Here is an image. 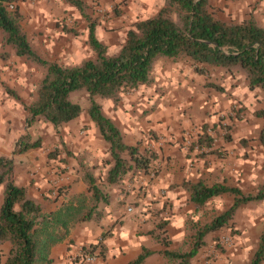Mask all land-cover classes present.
Segmentation results:
<instances>
[{"label": "crops", "instance_id": "crops-1", "mask_svg": "<svg viewBox=\"0 0 264 264\" xmlns=\"http://www.w3.org/2000/svg\"><path fill=\"white\" fill-rule=\"evenodd\" d=\"M120 1L99 0L106 6H96L95 16L99 17L98 7L108 11ZM17 5L23 14L22 26L27 36L30 33L36 35L35 45L30 43L32 48L48 60V55L57 53L60 41L53 15L45 9L31 11L22 1ZM161 5L162 0H124L121 4L124 11L112 16L116 24L108 30L99 18L101 24L96 23V34L107 45L108 53L111 49L117 52L133 24L141 18L153 16ZM90 10L87 9L89 15ZM73 12L77 22L82 21L79 28L85 39L76 40L80 44L77 49L74 47L71 52H62L77 61L90 58L92 51L86 42L88 31L84 25H88V21L79 12ZM28 20L32 23L30 29L25 25ZM11 52L9 45L0 42V157L13 159L17 184L43 193L54 180L55 173L50 167H45L46 159L40 156L41 148L22 154H14L13 150L16 141L31 125L26 101L20 97L18 89L33 86V91L28 94L35 97L33 77H39L40 73L43 77L45 71L36 64H27ZM24 67L31 74L24 71ZM212 70L200 74L187 59L160 58L152 67L150 83L124 95L122 104L114 107L106 103L103 111L120 130L125 127L126 134L122 132L124 142L128 136L130 143L126 144L152 146L156 156L148 173L132 170L118 182L104 185L108 200L101 205V219L82 221L70 228L65 239L51 247L48 264H72L71 257L89 244H98L102 254L86 264H128L144 249L151 253L140 264H180L177 258L166 257L164 251L188 250L193 242L195 226L229 208L234 201L233 194L223 193L197 206L184 186L186 182L237 187L244 194L255 193L264 184V147L258 139L264 127V96L259 88L249 87L243 73L237 72L239 75H236ZM237 76L244 77V82ZM227 80L230 82L226 83ZM160 81L163 83L159 84ZM172 104L173 112H170L169 105ZM149 106H154L152 116H148ZM171 113L176 116L174 121L170 118ZM84 123L83 129H80V121L76 124L80 130L74 134L69 122L62 125L63 140L70 151L67 155L69 172L65 179L69 180L70 193L87 190L82 181L87 165L96 166L94 173L102 175L103 179L110 166L107 163L110 160L108 144H104L102 137L96 134L91 121ZM202 125H206L207 133L215 138L209 146L212 152L198 154L186 147V140L195 138ZM224 125L228 130L226 136H223ZM81 158L83 162L79 166L76 161ZM25 160H28L26 164ZM2 193L3 186L0 185L1 200ZM33 197L44 205L45 199L39 195ZM263 208L264 199L241 204L229 226L205 236V244L188 264H249L264 230L261 233L256 230L258 219H264ZM207 210L208 216L205 215ZM163 218H166L163 230L168 245L156 238L160 230L158 224ZM224 236H230L232 243H222ZM9 247H0V264L5 261Z\"/></svg>", "mask_w": 264, "mask_h": 264}, {"label": "trees", "instance_id": "trees-1", "mask_svg": "<svg viewBox=\"0 0 264 264\" xmlns=\"http://www.w3.org/2000/svg\"><path fill=\"white\" fill-rule=\"evenodd\" d=\"M16 1L0 0L2 42L10 45L15 55L46 70L36 100L25 106L28 122L42 119L57 128L70 122L82 114V107L70 100V94L85 91L90 101L87 109L89 121L108 144L110 166L104 177L107 185L118 182L132 170L148 173L156 153L146 147L126 144L118 124L103 111L97 97L116 102L124 93L150 83L152 67L158 59H187L200 74L213 68L231 72L237 69L245 75L250 88L264 90V26L252 14L236 21L225 20L215 15L212 0H162L158 11L136 21L127 31L118 51L109 54L107 45L96 34V22L88 14L84 0H63L88 21L87 43L94 51V57L76 65H61L44 59L32 48L20 24L22 13L17 5L10 8V4ZM258 139L264 147V127ZM213 140L214 137L207 133V126L202 125L196 134L195 144L211 146ZM40 144V139L31 142L25 134L16 141L13 152L21 154L40 147ZM193 145L189 147L191 151ZM48 156L55 155L50 152ZM13 176V159L0 157V185L3 186L0 246L4 243L10 245L3 264H48L51 247L64 240L70 228L76 223L97 221L102 217L101 205L107 202L108 195L92 172H86L82 177L86 192L72 194L67 201L48 211L43 204L29 197L27 187L17 184ZM184 186L197 206L223 193L233 194L234 201L229 208L195 226L193 242L188 250L164 251L166 257L177 258L180 264H188L205 244L208 233L229 226L241 204L264 199V184L255 193L247 194L237 187L221 184L206 186L202 182H186ZM165 219L158 224L160 230L156 238L168 245L163 230ZM82 252L100 256L102 248L98 244H89ZM150 253L144 249L128 264H140ZM263 261L264 230L249 264H262Z\"/></svg>", "mask_w": 264, "mask_h": 264}, {"label": "rangeland", "instance_id": "rangeland-1", "mask_svg": "<svg viewBox=\"0 0 264 264\" xmlns=\"http://www.w3.org/2000/svg\"><path fill=\"white\" fill-rule=\"evenodd\" d=\"M20 1H22L23 4H25L28 7V9L31 11L35 10V9H45L46 11H49L53 15L54 27L59 28L58 35L60 37H57V39H59L60 41L57 44V47H58V48H56L57 53L53 52V54L48 55V57H46L44 55L48 59V61L55 62V63L61 64V65H76L85 59L84 58L82 60L76 61V60L71 58L72 56L63 55L64 52H62V51L71 52L74 47L77 49L78 47H80V44L76 43V40L81 41L82 39L83 40L85 39V37H82L80 34L81 33V27L79 28V26H80V24H82V21L78 20L79 22H77V20L75 19L76 16L74 15L73 11L78 12L75 9V7L67 4L63 0H17L15 3L10 4V8H12L14 5H17L18 2H20ZM84 2L87 5V9L88 10L91 9L89 11V13L91 15L90 16L91 19L93 21H95L96 23L101 24V22L99 20L102 18V21H103L102 25L104 26V28H106V30L110 29L108 27L116 24V21L115 20L113 21V17L116 15H120L124 11L121 7V4L124 3V0H121L119 3H117V2L115 3L117 5H115V6L112 5L110 10H108V11L106 10V8H104V10H101V9L99 10L100 7H98L97 12L99 14V17L98 16L96 17L95 16V14H96L95 7L98 5L99 6H106V5L100 3L99 0H84ZM212 3L214 6V9H215L214 10L215 15L222 18V19L235 20L236 21V20H240L242 18L248 17L249 15L252 14L258 20V22L262 26H264V0H221L220 2L215 1ZM22 16H23V14H22ZM22 21H23V18L21 19V22H20L21 26H22ZM25 25L27 26V28L30 29L32 26V23L28 20V21H26ZM84 26H87V23H85ZM22 29L24 30L23 26H22ZM60 29H61V31H60ZM24 32L26 33V31H24ZM26 35H27V33H26ZM35 36L36 35L34 33H30V35L27 36L29 39V42L32 45H35V43H36ZM86 40H87V38H86ZM0 42L4 45H8V44H5L2 42L1 34H0ZM9 47H11V46L9 45ZM88 47H89V45H88ZM60 48H63V50ZM11 49H12V47H11ZM73 51H77V50H73ZM91 51H92V55L90 58H93L94 57V51L92 49H91ZM12 52L14 53L13 49H12ZM113 53H115V49L109 50V54H113ZM14 55H15V53H14ZM16 57H19V56H16ZM19 58L24 59L25 62L31 66L34 64L38 65V67L40 69H42V71L46 72L45 67H43L37 63L31 62V61L25 59L24 57H19ZM86 59H88V58H86ZM15 69L18 70L19 68H15ZM24 71L31 74V72L29 70H27L26 67H24ZM38 71H39V69H38ZM212 71L218 72V71H222V69H216V70L214 69ZM223 71H227V70H223ZM228 72H231V71H228ZM237 72L240 73L241 71L234 69V71L232 73L236 74ZM15 73H16V71H15ZM36 73H38V72H36ZM25 74H27V73H25ZM40 74L42 75V73H40ZM44 75H45V73H44ZM44 75H43V77H44ZM236 75H239V74H236ZM27 77L31 78V76H29V75ZM39 77L38 76L33 77V79L35 80L34 90L37 93V95L35 97L32 96L31 94H28L29 91H31V92L33 91V86H29V88H19L18 89V93L20 94V97L26 101L25 102L26 105L31 104L33 101L36 100V98L38 96V89H39V86H40L41 81L43 79V77H40V78ZM240 77H241V80H240ZM237 79L239 81H243V82L245 80L244 77H242V76H239V78L237 76ZM23 80H22V82H23ZM229 82H230V80L226 81V83H229ZM162 83H163V81H160L159 84H162ZM259 90L261 91L262 95L264 96V90L261 88H259ZM131 92L132 91L124 93L123 96L116 102H114L111 99H105V98H100V97H97V100L101 104L102 108L106 107V103H108V105H112L115 107L118 104H122L124 95L126 96ZM70 100L73 103H77L82 107V114L79 117H77V118H75L69 122L72 133L74 134V133L78 132L79 128H78V126H76V124L79 121L81 124L80 129H83V127L86 126V124L84 122L86 120H89L88 114H87V109L90 106V101L88 98V94L83 90L72 92L70 94ZM153 104H154V102L152 101L151 105H153ZM263 106H264V102H263ZM153 107L154 106H149L150 109H149V115L148 116H152L151 110L153 109ZM173 107H174L173 104L169 105L170 112H173L172 111ZM107 109L109 110V108H107ZM14 114H15V112H14ZM27 117H29L28 114H27ZM170 118L174 121L176 116L171 113ZM145 119H146V116H145ZM62 125L57 128V127H54L49 122H46L42 119H37L36 121L32 122L30 126H28L26 128V131L23 134V135L27 134L29 137V141H31V142H33L37 139H40V141H41L40 147L31 148L29 150L34 151L37 148H41L42 151H41L40 156L41 157L44 156L46 159L45 160V167H47V168L50 167L53 170V172L55 173V175H54L55 178H53L54 180L50 183V186L46 190H44L43 193H41V191L36 190V189L30 190V188L27 187L29 197L34 198L33 196L39 195L40 198L45 199V201H43V203H44V208L46 211L56 208L63 201H67L70 198V196H72V194H78V193H70V188H68V187H70V185H68V183H67L69 180L65 181V179L67 177L66 173L69 172V170L67 169V167L69 166L68 165L69 160L67 159V155L70 151L68 150L67 145H65L64 140H63L64 134H63V130H62V127H63ZM9 128H10V125H9ZM94 128L96 130V134L100 136L97 127L94 126ZM121 130L124 134H126L124 126L121 127ZM227 134H225L223 136H226ZM128 139H129V137L127 136L125 138L126 143H130L128 141ZM103 143L105 144L106 142L103 140ZM203 145H208V144L205 143ZM207 147H209V146H207ZM146 148L154 150V148L149 146V145H147ZM50 152L54 153L55 156L49 157L48 154ZM207 152H212V151L208 150L206 152H202L199 154H205ZM3 157L9 158L7 156H3ZM35 157H36V159L38 158L37 155H35ZM73 157H75V156H73ZM82 160H83V158L78 159L76 161V164L80 166V162H83ZM27 161L28 160H25L24 164H26ZM107 163H109V160H107ZM95 167L96 166H94V165H92V167H91V165H87L85 170H84V173L92 172V174L97 178L98 185H100L101 188L103 189V186L106 185V183L104 182L102 175L99 176L97 173L96 174L94 173ZM84 173H83V175H84ZM13 178H14V176H13ZM86 189H87V187H86ZM80 193H82V192H80ZM0 200H1V196H0ZM54 205H55V207H54ZM263 210H264V208H263ZM208 213H209V210H207L205 212V215L208 216L209 215ZM256 228H257L256 229L257 232L261 233V231L264 229V219H261V220L258 219L257 224H256ZM0 247H3V249H4V247H9V243H4Z\"/></svg>", "mask_w": 264, "mask_h": 264}, {"label": "built area", "instance_id": "built-area-1", "mask_svg": "<svg viewBox=\"0 0 264 264\" xmlns=\"http://www.w3.org/2000/svg\"><path fill=\"white\" fill-rule=\"evenodd\" d=\"M228 130H227V127L224 125V128H223V135L227 134ZM195 140H196V137H188L187 140H186V147L190 150V146L192 144L193 145V150L192 152H195V153H202V152H206L208 151L210 148L207 147V146H199L197 144H195ZM152 147V146H151ZM152 174H155V173H152ZM130 210V208H129ZM221 242L222 243H232L231 241V237L230 236H224L221 238ZM96 256L92 255V254H83L82 251H80L79 253H77L76 255L72 256L71 257V260H72V264H86L88 262H92L94 261Z\"/></svg>", "mask_w": 264, "mask_h": 264}]
</instances>
